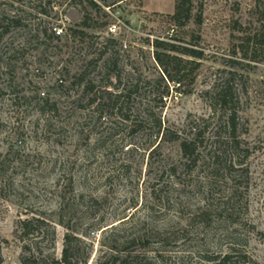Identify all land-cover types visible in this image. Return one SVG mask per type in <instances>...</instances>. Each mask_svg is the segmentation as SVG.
<instances>
[{
  "label": "rangeland",
  "instance_id": "rangeland-1",
  "mask_svg": "<svg viewBox=\"0 0 264 264\" xmlns=\"http://www.w3.org/2000/svg\"><path fill=\"white\" fill-rule=\"evenodd\" d=\"M93 1L98 9L89 0H0V27L9 28L0 44L2 264H23L17 225L34 214L56 226L55 249L46 242L42 250L58 259L67 234L59 223L89 235L88 264H97L102 232L116 225L188 230L176 236L180 251H225L195 218L211 195L206 171L187 168L180 143L157 140L156 131L162 122L189 133L190 122L211 114L205 93L228 81L240 93L253 154L249 176L235 173V183L214 192L226 196L239 184L240 242L264 264V0H192L185 28L169 18L176 0ZM156 40L205 54L195 84L188 67L185 85L163 102Z\"/></svg>",
  "mask_w": 264,
  "mask_h": 264
},
{
  "label": "trees",
  "instance_id": "trees-1",
  "mask_svg": "<svg viewBox=\"0 0 264 264\" xmlns=\"http://www.w3.org/2000/svg\"><path fill=\"white\" fill-rule=\"evenodd\" d=\"M89 3L93 8H99L95 1L89 0ZM193 11L192 0H176L175 12L169 18L179 28H185L194 19ZM196 20L198 25L202 24L201 17ZM14 23L19 24L17 21ZM262 29L259 34L264 37V23ZM7 34H9V28L0 27V44ZM56 38L60 39V37ZM248 40L251 44L254 39L249 38ZM152 46L155 48V61L163 74L158 81L162 87V91L159 92L161 102L170 95L172 86L178 91L181 90L190 76L191 84H195V74L201 69V60L205 56L203 51L164 40H156ZM182 66H184L183 69ZM188 67H191L190 76L186 73ZM205 95L211 110L207 118H199L190 122L189 133L184 134L164 129L162 122H159L156 139L180 143L185 166L206 171L204 181L211 195L206 204L199 209L195 218L200 220L202 228L210 232L215 230L218 242L227 244L225 251H212L209 245L187 253L180 251L185 243H178L179 239L176 236L177 234L189 235L188 230L147 231L134 227L127 229L125 225H116L102 232L106 236L100 242L102 251L97 264H256L244 247L246 246L244 241L240 242L242 236L239 234L238 226L241 224L237 219L240 208L239 184L237 183V187L235 184L226 196L218 197L214 192V188L220 183H226V181L235 183L231 177L235 173L245 172L246 176H249L248 161L253 150L243 140L247 127L240 115V93L233 82L228 81L223 85L216 84ZM7 165L8 160L0 157V184L6 180L4 170ZM248 190L249 187H245V191L248 192ZM217 223L225 224L227 227L217 226ZM59 225L67 230L61 259H58L52 252L56 246L57 229L51 221L39 214H34L18 222L16 234L20 242L24 244L22 247L23 264L89 263L94 248L92 243H86L89 235L79 233L74 227L64 225V223H59ZM214 225L215 229H212ZM248 232L251 233V231ZM155 238H160V241L155 242ZM46 242L52 250L51 253H44L42 250V245ZM6 243L8 241L2 239L0 235V264L3 263L2 251Z\"/></svg>",
  "mask_w": 264,
  "mask_h": 264
},
{
  "label": "built area",
  "instance_id": "built-area-1",
  "mask_svg": "<svg viewBox=\"0 0 264 264\" xmlns=\"http://www.w3.org/2000/svg\"><path fill=\"white\" fill-rule=\"evenodd\" d=\"M56 32H57V35H58V36H61V35H62V31L57 30Z\"/></svg>",
  "mask_w": 264,
  "mask_h": 264
}]
</instances>
